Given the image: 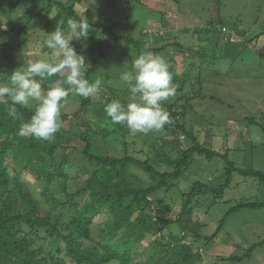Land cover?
<instances>
[{"label": "rangeland", "instance_id": "1", "mask_svg": "<svg viewBox=\"0 0 264 264\" xmlns=\"http://www.w3.org/2000/svg\"><path fill=\"white\" fill-rule=\"evenodd\" d=\"M10 1H0V72L4 76L20 68L26 70L29 62L48 58L50 53L44 46L49 33L44 27L45 21L39 18V13L46 8L48 1L14 0L12 5ZM55 1L74 6L80 18H92L94 25H105L117 35L129 36L142 44L148 42L154 49L170 45L166 51L158 52L168 65L174 64V78L179 80L173 84L175 95L166 103L178 102V105L184 106L183 98L193 99L186 106L184 119L200 143L221 153L227 151L230 162L240 170L252 167L264 173V0H133L132 11L127 9L124 2L110 5L98 0ZM50 18L56 20L54 31L61 20L67 31V16L60 8H53ZM24 25H27L26 44L19 47L10 29ZM209 28L213 30L207 34ZM97 37L105 56L102 57L94 45L96 62L90 82L99 79L102 84L100 93L92 97L93 102L103 95L107 98L110 93L108 88L127 90V85L120 78L121 74L130 71L132 61L146 50L144 44L135 47L111 40L100 30ZM173 43H179L181 48H176ZM71 44L79 55L85 56V59L89 57L82 38L73 39ZM89 63L87 68L93 67ZM83 75L86 79L85 72ZM58 76L64 77L65 74ZM33 78L40 81L46 92L57 76L47 81L35 76ZM180 82L184 84L183 87ZM126 97L130 99L129 95ZM81 100L82 97L70 93L61 111L60 118L68 116L63 123L64 130H71L75 135L83 132L87 122L91 121L87 111L80 106ZM34 108L35 103L29 109L34 111ZM249 119H254L255 123ZM155 134L160 137L161 133L153 131L135 137L128 136L129 154L158 163L165 161V158L155 148L162 149V145H166L163 150L173 158H178L192 146L179 133L171 137L165 136L163 131L166 143L154 137ZM176 138L179 145L173 140ZM95 140L103 155L121 157L125 154L123 143L113 137ZM70 145L76 149L74 162L86 163L82 156L84 142L74 140ZM252 149L253 159L250 157ZM77 166H73L70 172L71 179L67 187L71 191L89 178ZM227 167L221 158L210 160L195 155L178 186L152 199H160L164 217L175 221L181 213L183 194L188 193L195 182L212 188L222 185L227 178ZM132 170L140 176L145 186L158 183L146 171ZM165 170H169V167L165 166L160 171ZM24 182L37 195L42 191L35 177L26 176ZM197 200L199 206L193 211V220L203 224L202 235L210 237L232 207L240 202H264V182L234 172L230 187L216 204L212 205L215 200L213 195ZM155 214L156 210L153 212ZM104 220V217L99 218L97 222L102 223ZM172 231L177 233L178 230L173 228ZM165 234L168 235V231ZM152 240L149 238L145 245ZM263 240L264 208L244 209L227 218L218 239L207 246L201 241L198 247H201L200 253L208 264H264V246H260L250 258L242 262L227 260L232 256H243L251 246ZM190 241L187 240L188 243Z\"/></svg>", "mask_w": 264, "mask_h": 264}, {"label": "trees", "instance_id": "2", "mask_svg": "<svg viewBox=\"0 0 264 264\" xmlns=\"http://www.w3.org/2000/svg\"><path fill=\"white\" fill-rule=\"evenodd\" d=\"M47 1L48 5L39 13L40 20L45 21L47 33L54 31L56 25V20L50 18L55 7L66 14V22L72 19L87 25L82 41L89 57L85 59L83 72L89 81L96 62L94 45L100 55L105 56L97 37L99 30L117 42H126L135 47L149 44L138 43L129 36L117 35L105 25H94L92 18H80L74 6H66L62 1ZM98 1L110 5L124 2L128 10H133V0ZM13 2L11 0L10 5ZM26 28L27 25L10 29L19 47L26 44ZM212 30L207 29V34ZM173 45L181 48L179 43ZM169 46L167 44L154 49L150 44L147 50L159 55L158 52L166 51ZM204 50L207 51V48L204 47ZM89 62L93 67L87 68ZM169 67L173 85L179 80L174 78V64ZM50 79L54 77L44 80ZM56 79L64 77L57 76ZM180 83L183 87L184 84ZM107 90L111 95L109 93L107 98L103 95L96 102L92 98L82 97L80 106L91 117L83 132L75 135L71 130L65 131L63 123L68 116H63L60 130L47 141L32 136L20 137L19 127L30 119L34 111L17 105L14 118L8 111L10 102L7 98L0 99V264H208L200 253L198 243L203 241V245L207 246L218 239L231 214L244 209L264 208V202H240L228 211L213 235L203 236V224L193 220V211L199 206L197 199L213 195L215 200L212 205L216 204L230 187L234 172L262 182L264 173L252 167L240 170L230 162L227 151L221 153L201 144L197 135L185 124L186 106L193 100L188 98H183L184 106L178 105V102L165 103L171 123L166 124L162 131H157L161 133L160 137L156 134L154 137L166 143L163 131L165 136L171 137L177 133L182 134L192 143L189 149L178 158H173L163 150L166 145H162V149L155 148L165 158V161L158 163H153L149 158L144 160L130 155L127 138L135 136L129 135L126 126L111 124L104 112L105 105L113 100L118 99L125 104L130 102L126 97L129 95L128 90ZM249 121L255 123L254 119ZM262 130L264 132V126ZM112 137L123 143L125 154L121 157L103 155L99 151L95 139L108 140ZM74 140L84 142L82 156L86 163L74 162L76 149L70 145ZM173 140L179 145L178 138ZM251 151L250 157L253 159V149ZM195 155L210 160L223 159L228 166L227 178L217 188L195 182L191 190L183 194L181 213L173 221L162 214L163 202L152 197L177 187ZM75 165L89 178L71 191L67 185ZM165 166L169 170L160 171ZM133 168L146 171L158 183L145 186ZM26 176L35 177L36 184L42 188L39 195L28 189L24 182ZM103 217L105 220L98 223L97 219ZM173 228L178 230L177 233L172 231ZM149 238L153 240L145 245ZM188 239L191 240L189 243ZM260 246H264V240L251 246L243 256H232L227 260L242 262L250 258Z\"/></svg>", "mask_w": 264, "mask_h": 264}, {"label": "clouds", "instance_id": "3", "mask_svg": "<svg viewBox=\"0 0 264 264\" xmlns=\"http://www.w3.org/2000/svg\"><path fill=\"white\" fill-rule=\"evenodd\" d=\"M86 30L83 21L69 19L66 31L61 20L44 40V46L50 50L48 58L29 62L26 70L20 68L8 76L0 75V99L10 102V115L16 117L17 105L30 108L35 103L32 116L18 129L20 137L52 139L60 130L61 111L70 93L85 99L100 93L101 80L90 82L84 78L85 58L71 44L73 39L84 38ZM149 48L150 44L145 45L146 50L132 61L131 70L121 74L130 102L116 99L104 107L111 124L126 126L131 136L161 131L171 123L164 105L175 95L172 75L166 59ZM60 74H65L64 79H56L46 92L40 81L33 78L49 79Z\"/></svg>", "mask_w": 264, "mask_h": 264}]
</instances>
